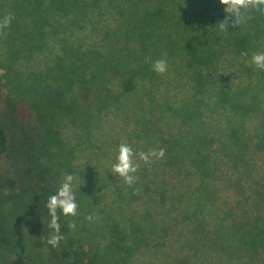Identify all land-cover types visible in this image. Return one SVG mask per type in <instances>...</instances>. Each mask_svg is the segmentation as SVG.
Returning <instances> with one entry per match:
<instances>
[{"label":"trees","instance_id":"obj_1","mask_svg":"<svg viewBox=\"0 0 264 264\" xmlns=\"http://www.w3.org/2000/svg\"><path fill=\"white\" fill-rule=\"evenodd\" d=\"M2 1L0 16L15 17L0 34L5 81L15 93L0 86V191H21L15 196L32 216L51 262L108 264V256L94 262L69 237L63 215L65 239L58 248L47 243L48 197L62 175L87 174L86 159L82 169L76 158L100 122L117 145L130 141L135 152L165 149L151 166L140 162L132 186H144L148 214L156 215L152 205L165 211L166 231L192 218L181 233L200 234L207 220L239 218L230 225L240 252L252 256L259 249L264 256V71L250 63L252 54L264 51V16L252 14L239 27L229 21L228 32H221L216 24L225 17L224 6L213 0H191L200 9L57 0L68 6L64 11L46 10L39 0ZM51 43L41 73L17 78L19 59L46 56ZM165 53L168 72L156 74L151 63ZM66 128L78 138L75 144ZM75 194L83 209L84 193ZM104 225L113 244L123 242L120 224ZM208 240L224 248L218 237ZM6 241L0 226V244Z\"/></svg>","mask_w":264,"mask_h":264},{"label":"rangeland","instance_id":"obj_2","mask_svg":"<svg viewBox=\"0 0 264 264\" xmlns=\"http://www.w3.org/2000/svg\"><path fill=\"white\" fill-rule=\"evenodd\" d=\"M1 1V0H0ZM42 7L46 10L57 9L64 11L67 5L57 0H39ZM108 5L118 8H162L163 5L171 9H200L201 3L191 2V0H130L129 5L116 0H108ZM215 6H220L219 0H213ZM5 3L6 0L1 3ZM0 37V86L9 95H14L12 84L5 81L6 66L4 61V47ZM50 46L45 50L46 56L26 54L21 57L20 66H15L17 78L25 76H35L41 73L42 66L49 60ZM22 109V107H20ZM22 114V113H21ZM25 116V114H22ZM115 123L110 128H113ZM107 126L100 122L96 123L90 137L91 143L85 151L81 152L76 158L79 166H88L87 174L82 177L78 176L75 188L84 193L83 209L78 208V214L75 217H65L67 225L75 222L76 228L70 229L69 237L81 244L83 250L93 258L100 261L104 256H108V264H178L179 260H185L186 264H264L263 253L258 249V254H251L248 251L240 252L241 247L237 246L235 229L230 225L232 222H241V219H229L220 217L207 220L201 226L200 234L185 231L184 227L192 218L182 221L175 226L174 231H166L165 211L160 207H152L156 210V215L148 214L150 204L146 202L143 187L141 189L128 186L120 182L118 176L110 172L111 166L115 163L118 146L114 141L112 130H107ZM66 135L69 134L75 144L78 139L70 130L65 129ZM114 141V142H113ZM128 144L132 142L128 141ZM83 155V156H81ZM55 163L56 156L53 158ZM90 174V176H88ZM97 175L98 182L94 176ZM64 175L57 179L62 183ZM146 176V174L144 175ZM80 188L84 190H80ZM139 189V190H138ZM130 190V194L128 193ZM138 190V192H137ZM23 194L26 193L23 190ZM141 191V192H140ZM16 194L20 193L19 189L14 190ZM140 192V196L138 193ZM11 195L9 190L0 191V226L7 236V241L0 244V264H54L47 256L44 239L42 235L35 230L32 225V216H29L27 207L22 200ZM92 216L94 219L89 221L85 219ZM108 219V221L106 220ZM243 221V220H242ZM120 224L123 233L119 244L112 243V235L108 233V228L103 226ZM109 223V224H108ZM264 224V218H260V223ZM222 225V227H221ZM209 229V233L205 231ZM120 229V232H122ZM224 232H222V231ZM166 233H165V232ZM181 231H183L181 233ZM213 237H218L223 247L220 250L215 249L209 243ZM200 238L201 241H197ZM135 242V245H130ZM127 245H130L129 248ZM123 248V251L117 249ZM231 248V249H230ZM232 249H235L236 252ZM128 254H127V252ZM120 253H119V252ZM218 251V252H217ZM217 252V253H216ZM251 256V258H249ZM241 257V258H240ZM240 258V259H239ZM249 258V261L248 259ZM263 258V260H262ZM176 260V261H175ZM96 264V263H94Z\"/></svg>","mask_w":264,"mask_h":264},{"label":"clouds","instance_id":"obj_3","mask_svg":"<svg viewBox=\"0 0 264 264\" xmlns=\"http://www.w3.org/2000/svg\"><path fill=\"white\" fill-rule=\"evenodd\" d=\"M219 3L224 6L223 11L225 13L224 19L216 24L221 32H228L229 21H231V26L239 27L242 24H246L252 18V14L264 16V0H219ZM14 18L13 13H6L0 16V34H3L11 26ZM242 55H247V53H242ZM250 63L257 70L264 71V51L252 54ZM151 68L153 72L159 75L167 73L168 61L166 53L161 58L152 61ZM164 156L165 149L162 147L135 152L127 142H121L118 146L115 163L112 164L110 172L122 178L124 184L130 187L137 181L136 173L140 168V162L151 166L156 161L162 160ZM76 180L77 177L73 174H66L55 194L48 197L46 203L50 217L48 227L52 231L47 243L53 248H58L60 242L65 239L60 231V216L75 217L78 214L75 188L83 183L77 185ZM85 219L92 221L94 218L88 216ZM68 227L75 229V222H70Z\"/></svg>","mask_w":264,"mask_h":264}]
</instances>
